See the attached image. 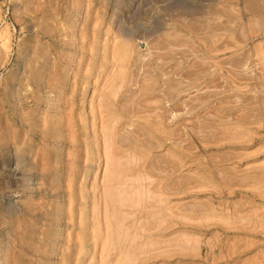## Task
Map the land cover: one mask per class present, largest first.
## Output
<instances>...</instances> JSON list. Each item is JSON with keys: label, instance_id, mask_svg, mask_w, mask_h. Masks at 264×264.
Listing matches in <instances>:
<instances>
[{"label": "rangeland", "instance_id": "374dc122", "mask_svg": "<svg viewBox=\"0 0 264 264\" xmlns=\"http://www.w3.org/2000/svg\"><path fill=\"white\" fill-rule=\"evenodd\" d=\"M0 264H264V0H0Z\"/></svg>", "mask_w": 264, "mask_h": 264}]
</instances>
